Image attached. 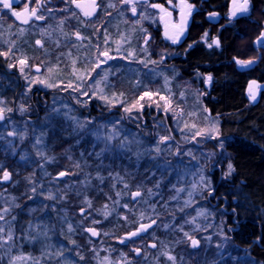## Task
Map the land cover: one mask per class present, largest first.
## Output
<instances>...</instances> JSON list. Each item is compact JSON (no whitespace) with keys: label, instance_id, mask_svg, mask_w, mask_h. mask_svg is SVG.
Wrapping results in <instances>:
<instances>
[{"label":"rangeland","instance_id":"rangeland-1","mask_svg":"<svg viewBox=\"0 0 264 264\" xmlns=\"http://www.w3.org/2000/svg\"><path fill=\"white\" fill-rule=\"evenodd\" d=\"M136 21L131 22L134 26L128 24V31L142 29L141 35L113 41L115 47L126 41L128 67L130 59L137 57V68L127 70L133 85L129 88L132 92L126 95L116 86L120 71L99 70L95 62L82 64L80 70L66 69L70 78L55 80L56 65L48 61L44 52L56 38L33 37L32 43L40 52L30 57L28 51L17 47L15 38L0 37V53L7 54L0 55V60L6 61L7 69L14 71L24 85L15 100L16 110L12 111L16 118L10 116L12 103L4 98L5 83L0 76V109L5 114L4 124L0 125V264L253 263L249 262L248 250L238 247L237 251L222 204L212 205L215 199L211 196L209 174L216 168L212 162L221 154L219 169L225 178L232 174V157L223 149L227 139L220 137L218 119L206 115L204 103L211 99V86L197 87L192 77L183 79L168 69L167 52L148 43L145 27L140 28L141 22L137 25ZM100 54L96 52V62H101ZM199 75L206 83L210 80L209 74ZM41 91L49 95L45 97L44 111L34 118L27 102L29 98L34 102ZM146 92L151 95L144 96ZM92 103L96 110L118 109L121 114L96 112L85 117L77 109L86 110ZM147 112L165 118L153 122L155 129H143L141 115L145 117ZM55 119L65 126L56 127L54 132ZM137 127L141 131H135ZM51 131L59 133L53 136L55 142L66 136L62 158L49 152ZM7 132L13 136L9 138ZM162 137L167 139L162 141ZM213 142L219 152L211 148ZM75 146L98 148L106 164L120 163L119 156L128 155L134 163L133 172H140L138 183L127 184L123 174L110 172L113 192L105 193L101 204L89 196L70 195L69 186L80 185L74 184L77 164H93L96 155L94 151L92 155L88 153L90 158L81 155L79 159L73 155ZM142 158L147 164H143V172L139 171ZM54 161L58 172L50 175V167L45 166ZM20 168L28 173L24 195H17L21 188L17 173ZM5 172L10 174L8 183ZM60 173H64L63 180L55 177ZM89 182L90 179L85 181L84 188L89 186L93 191ZM137 191L141 194L134 197ZM164 210L168 214H162ZM111 213L126 225L118 234L108 232L104 225ZM152 220L157 224L146 231L145 238L127 242L130 239L123 237L135 231L137 225ZM87 228L96 230V239ZM119 238L123 241H117ZM164 239L173 245L168 246ZM193 239L199 241L197 249L191 246Z\"/></svg>","mask_w":264,"mask_h":264},{"label":"flooded vegetation","instance_id":"flooded-vegetation-1","mask_svg":"<svg viewBox=\"0 0 264 264\" xmlns=\"http://www.w3.org/2000/svg\"><path fill=\"white\" fill-rule=\"evenodd\" d=\"M240 2L242 3L243 0ZM10 3V8H4L3 4L0 3V37L15 38V41L18 42L16 43L17 47L25 49V51L29 50L30 40L33 37L56 38L55 42L61 45L60 50L63 54L70 52L75 54L71 61L72 67L80 70L82 64L90 65L95 62V68L102 71L111 72L118 69L121 79H125L127 76V45H125V41L121 47H115L113 41L118 38L141 35L139 32H143L142 29L137 28L138 30L128 31V24L130 25L135 20L137 21L134 24L141 22V25H137L140 28L145 27L144 33L148 43L152 42L154 48L167 52V65L165 66L168 69L177 67V60L184 59L187 53L192 50L195 51V49H200L209 54L223 53L226 48L221 42L223 36L235 35L237 39L234 49L229 55L230 58L219 61V63L231 65L236 72L245 76L241 82L240 93L244 99V109L249 110L264 100V75L261 72V69H264L261 64L264 62L262 61L264 60V0H248V10L236 12L235 15H232L233 0H127V2L126 0H96L97 6L94 11L90 6L91 0H77V3H80L82 7H77L72 0H39V2L37 0H10ZM153 5L160 7H153ZM188 6H191L190 10ZM133 7L136 9L135 13L132 11ZM33 8L36 9L35 15L30 14ZM13 12L21 13V18L17 19L12 14ZM85 12H91V15H85ZM37 16H41L43 19H37ZM24 19H27V23L24 22ZM76 33H79V37ZM173 38H175V42ZM213 41H218V44L213 43ZM96 52L101 53V62H96ZM105 52L108 54L107 56L102 55ZM152 55L154 56V53ZM5 62V60H0V76H3L2 79L5 83L3 88L6 89L3 95H6L4 96L6 100L11 99L10 116L18 118L16 113L13 114L12 111L16 110L15 100L24 85L21 79L16 77L14 71L7 69ZM68 62L70 63V61ZM208 76L210 80L207 83L202 81L201 77L195 78L196 80H192V82L204 86V88L209 86L212 88L214 78L210 74ZM191 77H189L190 80ZM253 93L255 99L252 98ZM63 95L69 99L66 94ZM30 96H32V92ZM45 97V93L40 95L41 112L44 111L43 107L47 102V97ZM37 107H35L36 110ZM77 109L85 117L95 115L96 112L98 114L105 112L107 114H121L118 109L104 110V112L100 108L96 110L93 103L87 104L86 110H81L79 107ZM2 115L3 119H0V125L3 126L5 114L2 113ZM206 115H211L208 108ZM223 115L220 113L217 117L220 137L224 140L227 139L223 149L228 152L231 142H229L221 126ZM145 117L143 114L141 115L142 128L151 127V130L155 129L153 122H160L161 119L165 118L164 116L161 118L158 114L151 116L149 112L145 114ZM164 122L166 123V120ZM131 127L136 128L133 123H131ZM137 129L135 131H141L140 128L137 127ZM9 133L11 132H7V136ZM211 148L217 149L216 143L213 142ZM217 150L219 152V149ZM217 155L212 162L216 166L215 171L209 174L211 178L209 180L213 185L211 196L212 199H215L212 205L222 204V210L227 216L226 221L232 227L230 232L232 240L237 246V251H239L238 247H242L249 252L252 250L251 246H242L235 239L239 222L230 216L236 210L226 200L229 193L233 195L238 193V187L233 183V168L232 174L224 178L221 169H219L221 154ZM230 164L232 165V163ZM64 178L63 176L61 180ZM74 192L77 195L82 194L81 196L91 197L90 190L87 193L76 190ZM209 197L210 195H208ZM234 199L232 198V203L235 202ZM211 202L209 201L210 204ZM148 222H154L153 227L157 224L156 220ZM147 233L142 236L145 238ZM142 236L135 235L127 242L141 239ZM257 240H252V243H257ZM117 241L123 240L119 238ZM198 243L196 249L200 246Z\"/></svg>","mask_w":264,"mask_h":264},{"label":"trees","instance_id":"trees-1","mask_svg":"<svg viewBox=\"0 0 264 264\" xmlns=\"http://www.w3.org/2000/svg\"><path fill=\"white\" fill-rule=\"evenodd\" d=\"M236 39L237 36L232 34L223 36L221 42L224 47H226L223 53L209 54L200 49H195V51L192 50L187 53L184 59L177 60V67H174L171 70L180 74V77H183V79H189V77L192 76L193 80H196L195 78L201 77V75H199L201 73L210 74L214 78L211 92L209 94L211 95V99H207L204 105L210 110L211 116L216 119H218L217 115L220 113L224 114L221 126L226 133L229 142H231L228 152L232 157L231 166L234 172L233 183L238 187V193H235L234 195L229 193L226 200H228L230 206L236 210V212L230 216L233 217L235 221L239 222V228L236 230L237 232H235V239H237L242 246H251L252 250L249 251V256L251 257L249 261L250 263L264 264V100L259 105L249 110L244 109V99L240 93L242 87L241 82H243L245 76L236 72L231 65L219 63V61L230 58L229 55L234 49ZM30 41L29 50L26 51L31 54L30 57H36L38 52H40L38 51L40 48L33 45V40ZM49 48L50 49L47 52H44V56L49 58L48 61H50V63L56 65L57 70L54 71V79L58 81L60 78L64 80L69 79L70 74L67 75L64 70H69L70 68L72 70H77L72 67L71 63L75 54L73 52L63 54L60 50L61 45H58L57 42L49 45ZM136 60L137 57L130 59V65L129 67H126V74L128 69L137 68L136 66L138 65ZM68 61H70V63ZM261 64L264 66V62ZM261 70L262 75H264V69ZM117 80L116 86L119 92L121 91L125 95L132 92L129 88L133 85V79H129L128 76H126L125 79H121V75L118 73ZM193 83L197 87H201V85L195 84V82ZM127 84L128 88L125 89ZM43 92H38L39 94L34 102L30 98L28 99L27 103L29 104L32 113H34V118H37L40 115L39 113H41V111L36 110L34 106H39L40 95ZM45 94H47L46 97H48L49 94ZM52 124L54 132L56 127L61 128L62 126H65L61 124L58 119H55ZM54 132L50 135V143L52 144L49 145V152L51 153L52 151L55 156L61 157L62 145L64 146V144H67L66 136L60 137L61 140L59 139L57 140L59 142H55L56 140H53V136H58L59 133L54 134ZM68 142L71 144V141ZM93 152L96 153V155H94L95 158L93 164H88V166L81 164V162L77 164L79 165L76 170L77 173L73 177L76 178L74 184L80 185H76L77 188L71 187L72 185H70V195L76 194V192H74L75 190L77 192L87 193L89 186L84 188V185H87L85 181L90 179L89 183L91 185H89L93 188V191H91V197L96 203L101 204L106 197L105 193L113 192L111 184L114 181L111 175L108 174L110 172L123 174L126 177L124 179L127 184L138 183L140 172H133L132 167H134V163L131 162L133 160L129 159V156L126 154V156H119L121 159L120 163L112 162L109 164H106L107 160L105 157L98 153V148L91 150L90 146L89 148L88 146H75V154L73 155H75V157L77 156L79 159L81 158V155L90 158ZM142 161L139 171L143 172V170L145 171L146 169V167H143V164H146L144 163L146 158H142ZM45 167H50V175L58 172L55 161L52 164H46ZM17 173L20 175L18 179L21 181V188L19 189L20 193L17 195L21 193L24 195L25 191H23V188L25 183L28 182V173L26 170H21V168L17 170ZM81 195L82 194H79V196ZM232 198H235L234 203H232ZM147 202L145 204H147ZM158 207L162 208L161 205ZM162 212L164 215L168 214L167 210ZM109 216L110 219H104V225L108 232L111 231L114 232V234H118L125 229L126 225L119 220L120 218L115 217L113 213ZM99 219H101L100 216ZM255 239H258V242L252 243V240ZM164 241L168 246L172 244V242L167 239H164Z\"/></svg>","mask_w":264,"mask_h":264},{"label":"snow or ice","instance_id":"snow-or-ice-1","mask_svg":"<svg viewBox=\"0 0 264 264\" xmlns=\"http://www.w3.org/2000/svg\"><path fill=\"white\" fill-rule=\"evenodd\" d=\"M37 2H39V0H37ZM72 2L75 3L77 7H82V5L80 3H77V0H72ZM126 2H127V0H126ZM0 3L3 4V7L4 8H10L11 7L10 0H0ZM233 4H234V9H233L232 15H235L236 12H246L248 10V0H243L242 3L240 2V0H233ZM90 6H91L92 10L94 11L95 8H96V6H97L96 5V0H91V5ZM110 6H112V5H110ZM153 7H160V6L159 5H153ZM188 7H189V10H190L191 6H188ZM132 11H133V13H135L136 9L133 7ZM12 14L14 16H16L17 19H20L21 18V13H19V12H13ZM30 14L31 15H35L36 14V9L33 8L31 10V13ZM85 15H91V12H85ZM36 18L37 19H43V17H41V16H37ZM24 22L27 23V19H24ZM76 35L79 37V33H76ZM173 40L175 42V38H173ZM36 43L37 44H40V41L38 40V41H36ZM213 43L218 44V41H213ZM209 46H211V45H209ZM0 55H7V54L6 53H0ZM102 55L107 56L108 54L105 52V53H102ZM109 58H111V57H109ZM20 63L23 64L24 61H21ZM97 67H99V65H97ZM149 95H151V94L150 93H147V92L144 93V96H149ZM252 98L255 99V94L254 93L252 94ZM141 99H143V97H141ZM162 99H163V97H162ZM9 111H10V109H9ZM125 111H131V109L126 108ZM2 113H3V110L0 109V119H3ZM12 134L13 133H9V135H12ZM197 134H199V133H197ZM165 139H167V138H165V137H162L161 138L162 141L165 140ZM39 142L40 141L37 140V143H39ZM158 150L159 149H157V151ZM231 167L232 166L229 165V168L230 169H231ZM60 175L63 176L64 173H60ZM8 176H9V174L7 172H5L4 179H8ZM140 194L141 193L139 191H137L136 193H133V196L134 197L135 196H139ZM48 198L51 199L52 197L49 196ZM105 215H107V213H105ZM0 219H2V217H0ZM147 227H150V225H141L140 230H145ZM88 231H90L92 233V235H97V233H96V231L94 229H89ZM136 234H137L136 232L131 233V235H133V236L136 235ZM185 235H187V233H185ZM9 239H11V236H9ZM192 243L195 246L198 243V241L193 240ZM153 247H155V245H153ZM169 259H173V258L172 257H169Z\"/></svg>","mask_w":264,"mask_h":264},{"label":"water","instance_id":"water-1","mask_svg":"<svg viewBox=\"0 0 264 264\" xmlns=\"http://www.w3.org/2000/svg\"><path fill=\"white\" fill-rule=\"evenodd\" d=\"M33 70L34 71H36V72H38V71H40V68H37V67H33ZM11 136H13V135H9L8 134V137H11ZM9 174V173H8ZM57 179H61L63 176H61V175H57V176H55ZM5 180V182L6 183H8L9 182V180H10V174H9V176H8V179H4ZM154 222H148V223H144V224H140L139 226H138V228L135 230V231H131L130 232V234L128 233L127 235H125V236H123V237H125L126 239H131V238H134L135 237V235L133 236V235H131V233H133V232H136L138 235H144L145 233H146V231L147 230H149V229H151L154 225ZM141 225H150V227H147L145 230H140V228H141ZM89 229L87 228V232L90 234V236L92 237V238H94V239H96L97 238V235H92V233L90 232V231H88ZM95 230V229H94ZM96 231V230H95ZM97 233V232H96ZM194 240V239H193ZM192 240V241H193ZM196 241V240H195ZM191 245H192V247H194V248H196L197 247V244L194 246L193 245V243L191 242Z\"/></svg>","mask_w":264,"mask_h":264}]
</instances>
